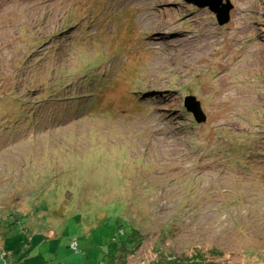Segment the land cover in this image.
I'll list each match as a JSON object with an SVG mask.
<instances>
[{"label": "rangeland", "instance_id": "1", "mask_svg": "<svg viewBox=\"0 0 264 264\" xmlns=\"http://www.w3.org/2000/svg\"><path fill=\"white\" fill-rule=\"evenodd\" d=\"M229 1L220 26L184 0H0L13 264H109L129 223L142 242L126 264L189 246L264 264V0ZM97 64L99 85L84 75ZM186 96L206 118L196 127Z\"/></svg>", "mask_w": 264, "mask_h": 264}, {"label": "trees", "instance_id": "2", "mask_svg": "<svg viewBox=\"0 0 264 264\" xmlns=\"http://www.w3.org/2000/svg\"><path fill=\"white\" fill-rule=\"evenodd\" d=\"M100 64L95 65L92 69H89L88 72H86L84 75L91 74L93 72L96 76L97 79H94V82H96V85H99L102 75L98 76L96 72H94ZM87 95H81V98H87ZM13 100H11L12 102ZM19 100H17V104H12L9 105V109L11 110L10 113H7L5 116H2V121L1 123H5L8 120V118L12 115V111L15 109L16 105H18ZM182 113L184 117H188L189 124L192 127H196L198 124L194 120L193 116L185 109L184 104H183V110ZM10 125V124H8ZM261 130L264 131L263 125L261 124ZM261 131L263 134L264 132ZM257 144V143H256ZM255 145V144H254ZM256 147V146H255ZM260 147V146H258ZM256 155L262 156L263 154L261 152H257ZM8 183V182H7ZM10 189H13L11 186H8ZM38 190L35 192L36 197L38 195ZM14 193V194H13ZM35 193H31V196L34 197ZM13 196L17 198L18 192L15 190L12 191ZM6 209V210H10ZM12 210V209H11ZM13 211V210H12ZM5 213V214H4ZM3 216L0 217V238L2 235L7 236L10 232L13 231L17 227L18 224H20L19 221V215L17 214V210H14L13 212H4ZM20 226V225H19ZM126 230H121L119 229L118 232L119 234L122 235L123 238L121 240H117L116 238L111 241L112 244H114V247L110 248L109 254H108V263L109 264H126V258L128 254H133L136 250L139 249L141 246V236L139 234V230L136 229L132 224H127ZM164 235V234H163ZM73 247H76V243L73 242L71 244ZM220 251L218 248H207L204 249L203 247L199 246H189L188 247V252L180 257H176L174 255L169 256L165 252L160 253V255L152 262V264H215L214 259H217L220 257ZM14 254L9 255L7 250L0 246V262L2 264H8V260L12 258V264L15 262ZM222 255V253H221ZM211 256L212 258L208 259V257ZM10 264V263H9Z\"/></svg>", "mask_w": 264, "mask_h": 264}, {"label": "water", "instance_id": "3", "mask_svg": "<svg viewBox=\"0 0 264 264\" xmlns=\"http://www.w3.org/2000/svg\"><path fill=\"white\" fill-rule=\"evenodd\" d=\"M186 3L191 2L193 6L198 8L206 6L208 10L216 15L217 23L222 26L227 24L230 19V10L233 5L229 0L226 3L222 0H184ZM217 2V3H216ZM185 109L193 116L197 124H201L205 121L204 115L200 111V106L195 101L194 96H186L183 101Z\"/></svg>", "mask_w": 264, "mask_h": 264}, {"label": "crops", "instance_id": "4", "mask_svg": "<svg viewBox=\"0 0 264 264\" xmlns=\"http://www.w3.org/2000/svg\"><path fill=\"white\" fill-rule=\"evenodd\" d=\"M12 258H10L9 260H8V264L10 263V264H12Z\"/></svg>", "mask_w": 264, "mask_h": 264}, {"label": "clouds", "instance_id": "5", "mask_svg": "<svg viewBox=\"0 0 264 264\" xmlns=\"http://www.w3.org/2000/svg\"><path fill=\"white\" fill-rule=\"evenodd\" d=\"M230 15V14H229ZM229 21H230V19H229Z\"/></svg>", "mask_w": 264, "mask_h": 264}]
</instances>
